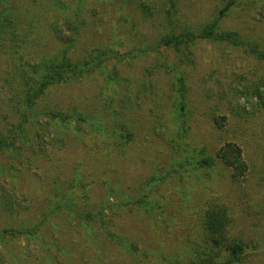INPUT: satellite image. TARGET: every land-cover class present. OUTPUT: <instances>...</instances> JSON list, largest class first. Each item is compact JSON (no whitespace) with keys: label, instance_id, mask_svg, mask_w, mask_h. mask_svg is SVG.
I'll list each match as a JSON object with an SVG mask.
<instances>
[{"label":"rangeland","instance_id":"obj_1","mask_svg":"<svg viewBox=\"0 0 264 264\" xmlns=\"http://www.w3.org/2000/svg\"><path fill=\"white\" fill-rule=\"evenodd\" d=\"M229 1L0 0V264H264V0ZM217 18L239 43L176 41ZM220 207L240 255L210 242Z\"/></svg>","mask_w":264,"mask_h":264},{"label":"trees","instance_id":"obj_2","mask_svg":"<svg viewBox=\"0 0 264 264\" xmlns=\"http://www.w3.org/2000/svg\"><path fill=\"white\" fill-rule=\"evenodd\" d=\"M172 5L174 6L173 0H170ZM238 0H230L229 3L226 5L223 11L220 13V17L225 16L226 13L230 11L232 7L236 5ZM220 18H217L215 21L207 24L201 31L197 32L194 28H182V31L178 37H176L177 42H183V43H189L194 42L198 39L202 40H212L217 41L220 43H230V44H237L240 42V34L232 31H225L219 27ZM72 30V28H71ZM241 37V36H240ZM174 37L170 34V32L165 35H163L157 42L156 47H168L173 44ZM189 47H185L184 50H187ZM252 51L254 53H258L259 55H262V52L259 51L258 47L251 46ZM155 51L153 47H148L147 49H143L141 51H136L131 54V58L140 56V55H150ZM193 56V53L189 50V53L186 55V58L188 60L191 59ZM116 55L112 50H97L93 52V57L89 59V61L82 63H73L70 61L69 58L62 59L61 61H58V64H55L53 66L50 74H48L44 81L40 84V86L37 89V93H42L48 87L58 84L67 82L72 75L74 77H83L85 74H88L90 72H93L95 70H100L104 67L105 63L114 59ZM163 68V64L160 62V60L156 59L155 64L153 67V73ZM114 75H118L116 72ZM110 79H114L113 76H111ZM179 93L181 97L184 99L188 95V89L186 87V77L182 76L179 80ZM36 96L30 94L27 99V103L30 105L31 110L34 109V103L36 101ZM184 109V107L182 106ZM64 121H67L68 124H71V119L65 118ZM86 117L83 115H77V123L82 125L85 123ZM229 210L228 208H217L216 210H212L206 221V227L207 231L210 234V242L211 244L216 248H224L227 247L233 255H240V253L243 251L244 247L242 243H230V246H227V239H228V227H229Z\"/></svg>","mask_w":264,"mask_h":264}]
</instances>
